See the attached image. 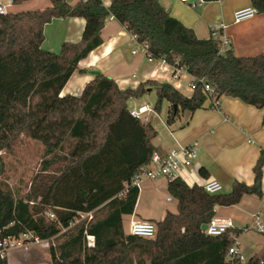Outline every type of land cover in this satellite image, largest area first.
I'll return each instance as SVG.
<instances>
[{"label":"trees","instance_id":"obj_1","mask_svg":"<svg viewBox=\"0 0 264 264\" xmlns=\"http://www.w3.org/2000/svg\"><path fill=\"white\" fill-rule=\"evenodd\" d=\"M50 1L44 9L0 13L1 235L32 231L42 239H55L51 264H231L229 249L246 227L211 236L202 226L210 222L217 205L236 204L246 193L263 195L264 148L253 169V185L234 181L228 193H209L182 177L169 179L168 191L178 200V211H167L155 221L156 236L144 238L124 229L123 216L135 212L140 194L132 179L151 162L158 135L151 121L131 114L129 101L155 89V110L167 100L172 123L181 112L195 111L207 100L213 107L205 83L197 80L191 95H186L155 79L121 88L113 78L97 73L80 94L61 93L80 61L103 43L102 30L111 16L139 42L147 43L155 58L204 78L219 99L230 96L264 108V60L247 68L232 45L221 51L218 38L198 37L160 0H111L109 6L103 0ZM252 4L264 12V0ZM67 17L85 19L81 40L65 41L59 53L45 50V25ZM24 132L40 140L46 153L62 164L55 174H43L40 185L24 198H15L1 179L5 166L1 151ZM68 139L73 144L64 152ZM51 162L44 161V172ZM200 172L208 175L204 167ZM48 210L56 213L55 219L45 215ZM90 210H95L87 226L96 240L92 247L86 244L85 223L71 226L78 212ZM241 264H264V248Z\"/></svg>","mask_w":264,"mask_h":264},{"label":"crops","instance_id":"obj_2","mask_svg":"<svg viewBox=\"0 0 264 264\" xmlns=\"http://www.w3.org/2000/svg\"><path fill=\"white\" fill-rule=\"evenodd\" d=\"M67 1L74 4L78 0ZM0 2L9 4L11 12L44 9L51 5L50 0H28L21 4H13L12 0H0ZM110 2L111 0H104L107 6ZM160 2L173 16L192 28L200 38H209L213 27L224 24L226 26L224 32L231 39L236 55L247 68L263 62L264 12H258L253 17L240 22H236L234 17L236 10L253 6L252 0H211L197 5L184 0H160ZM85 23L82 17L53 19L45 25V40L42 47L45 50L59 53L65 41L78 42L81 40ZM101 35L103 43L80 61L79 70L71 76L61 95L80 94L86 82L97 74L95 71L113 78L121 88H135L146 80L155 79L169 82L185 93L183 84L180 82L181 85L178 86V80L173 77V68L169 67L163 72L164 65L159 59L150 61L146 54L139 50L132 33L117 19L110 17ZM135 49L137 51L133 53ZM82 69L84 71H81ZM183 73L185 72L180 74V78ZM187 74L191 82L192 75ZM153 90L155 89L152 88L149 92ZM192 91L193 89L191 93ZM146 95L147 93L140 98L131 99L129 106L139 109V107L148 105L153 109L147 115H149V121L158 130V135L153 140L156 151L166 154L172 148L190 143L199 145V158L192 167L183 170L180 174L188 184L203 185L208 180H217L224 185L223 192L227 193L232 190L234 181H243L248 185L254 184L253 169L264 148V108L245 103L239 98L222 96L219 110L212 107L211 101L207 100L203 107L187 114L183 111L174 122L169 123L170 103L164 100L160 111H157L155 104L153 107L150 103H141ZM164 102L166 103L163 108ZM153 115L159 118L156 123ZM202 167L208 171L207 176L201 174ZM165 180H163V185L168 190L169 178L165 177ZM141 191L142 188L135 212L123 216L126 233H129V230L125 228V219L130 220L134 217L135 219L158 221L138 212L142 200ZM262 191L264 194V174ZM263 209L262 196L256 193L244 194L236 204L215 207V215L231 219L233 227H246L237 237L239 250L245 261L264 248V237L257 244L242 241L246 230L250 229L247 227L253 222L254 215ZM166 213L167 211L164 216ZM256 230L264 233V231Z\"/></svg>","mask_w":264,"mask_h":264},{"label":"built area","instance_id":"obj_3","mask_svg":"<svg viewBox=\"0 0 264 264\" xmlns=\"http://www.w3.org/2000/svg\"><path fill=\"white\" fill-rule=\"evenodd\" d=\"M184 1L189 2L192 5H197L198 3L201 4L204 2V0ZM8 12H10L9 4L0 2V13L6 14ZM258 12L259 11L255 6L240 8L235 11V21L240 22L242 20L248 19L256 15ZM111 18H113V16H111ZM225 27L226 26L224 24H219L213 27V30L211 32V35L213 37L218 38L220 40L221 51H225L228 47H231L232 45L231 39L224 32ZM132 37L133 40L137 43L138 48H140V50H142L146 54L147 58L150 61H155L157 59L152 55V53L148 51L147 43L139 42L136 34H132ZM136 51L137 50L135 49L133 53H136ZM158 59L164 65L162 67L163 72L167 71L169 67L173 68V77L178 80V86H180V74L182 72H185V70L175 68L174 66L167 63L164 58ZM197 80L205 83L204 89L208 91L209 95L211 96L213 107L219 110L220 99L217 98V94L214 88L210 84L206 83L204 78L192 77V80L189 84L190 88H196ZM151 111H153V109L148 105H145L139 107V109L137 110L132 109L131 114L148 122L149 117L147 116V113ZM198 158L199 145L197 143H190L188 145L172 148L166 154H161L158 151H155L153 153L151 162L148 165L140 168L135 174L132 179V185L141 189L144 180H155L162 176L167 177L169 179L181 177L180 174L182 173V171L192 167ZM202 186L209 193H219L224 191V185L217 180H208ZM122 194H124V192H121L119 195L121 196ZM168 199H171V197H168ZM262 203L264 205V194L262 195ZM94 212L95 210L78 212L75 220H73L71 223V226L81 222L85 223L86 244L89 247L94 246L96 241L95 236L90 234L87 230L88 224L94 218ZM46 216L49 219H55L56 213L52 210H48L46 212ZM263 217L264 209L254 215L253 222L247 228H256L259 231H264ZM129 223L130 234L141 236L144 238H154L156 236L157 224L155 221L148 219H135L134 217H131ZM230 227H233L231 219L214 215L210 222L207 223V229L204 231L208 235L218 236L225 233ZM46 241L49 240L42 239L40 236L33 233L32 231L24 232L19 236H2L0 232V264L8 263V255L10 254V251L14 248L24 246L28 243H44ZM228 258L229 260H231V264H241L246 262L242 253L239 250L237 237L235 238L234 244L229 249Z\"/></svg>","mask_w":264,"mask_h":264},{"label":"rangeland","instance_id":"obj_4","mask_svg":"<svg viewBox=\"0 0 264 264\" xmlns=\"http://www.w3.org/2000/svg\"><path fill=\"white\" fill-rule=\"evenodd\" d=\"M180 82L183 84L185 93L189 95L191 93L189 85L190 77L186 72L183 73ZM155 101L156 92L153 90L147 93L141 103H150L154 107ZM165 103L163 104V108L165 107ZM130 109L136 108L131 107ZM185 112L187 114L190 111L186 110ZM147 116L149 117V115ZM153 116L154 122L156 123L159 118L157 115ZM72 144L73 141L68 139L65 142L64 152L69 151ZM1 155L5 164L1 179L10 187L15 198H24L27 193L32 191L34 185H40V179L43 174H55L58 167L62 164L61 160L54 159V154L48 155L46 153V147L40 140L34 139L25 132L19 134L9 149H3ZM53 159L55 161L51 162ZM46 160L51 163L48 169L45 170L46 172H44L43 164ZM37 176L38 178H36ZM163 180H165L163 176L155 180H144L141 191L142 200L138 208V212L143 216H151L154 220H160L164 217L166 211H177V199L169 194L167 188L163 185ZM168 197H171V199H168ZM129 226V219H125V228L127 231L129 230ZM263 237L264 233L250 228L246 230L242 241L257 244ZM55 244L56 240L52 239L44 243H28L24 246L14 248L8 255V263L51 264V251L52 246Z\"/></svg>","mask_w":264,"mask_h":264},{"label":"water","instance_id":"obj_5","mask_svg":"<svg viewBox=\"0 0 264 264\" xmlns=\"http://www.w3.org/2000/svg\"><path fill=\"white\" fill-rule=\"evenodd\" d=\"M192 1H195V0H192ZM95 73H99V72L95 71ZM175 107H176V106H175ZM202 229H203V230H206V229H207V224H204V225L202 226Z\"/></svg>","mask_w":264,"mask_h":264}]
</instances>
